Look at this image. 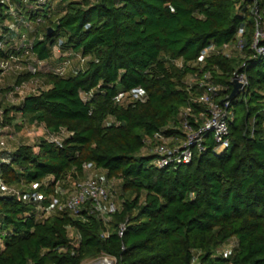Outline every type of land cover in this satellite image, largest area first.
Returning a JSON list of instances; mask_svg holds the SVG:
<instances>
[{
    "label": "trees",
    "instance_id": "obj_1",
    "mask_svg": "<svg viewBox=\"0 0 264 264\" xmlns=\"http://www.w3.org/2000/svg\"><path fill=\"white\" fill-rule=\"evenodd\" d=\"M21 1L13 0L17 23L33 24V56L56 66V47L77 66L62 77L41 71L17 77L15 84L36 77L43 87L18 105L2 96V127H15L21 114L45 132L66 135L60 145L40 139L0 150L7 184L29 192L32 183H43L40 201L0 197V264H82L99 256L115 264H264V57L251 49L252 0H50L41 8ZM257 3L264 21V0ZM6 10L0 2V30L12 20ZM14 37L0 39L8 45ZM238 39L240 52L194 65L204 48ZM12 55H21L16 44L0 50V60ZM237 71L248 88L230 97ZM205 72L222 87L216 102L228 96L231 108H241L227 120L229 147L217 152L207 133L205 151L193 149L188 163L155 166L149 149L155 137L184 139L182 110L191 108L194 127L201 123L194 120L206 109L193 103L200 91L187 79ZM135 88L143 101L115 103L119 92ZM88 163L118 181L116 212L108 220L95 217L87 202L78 215L47 214L51 196L86 179Z\"/></svg>",
    "mask_w": 264,
    "mask_h": 264
},
{
    "label": "built area",
    "instance_id": "obj_2",
    "mask_svg": "<svg viewBox=\"0 0 264 264\" xmlns=\"http://www.w3.org/2000/svg\"><path fill=\"white\" fill-rule=\"evenodd\" d=\"M1 3L7 5L6 14L10 15L11 19H7L2 28L7 29V33L4 30H0V38H6L10 32H15V37L10 40L9 44H16L21 51L20 56H10L0 60V94L2 93V83L9 76L20 77L23 74H34L36 72H43L44 74L50 73L58 77H62L68 71L71 62L70 58H66L63 62L56 66H49L44 61L37 60L31 53L32 41L28 38V32L32 31L33 24L30 21H25L22 25H18V20L21 19L20 12L17 6L13 3V0H0ZM50 0H35L34 4L36 8H41L47 5ZM253 6L251 8V15L255 23V34L252 40L251 49L254 52V57H264V21L261 20L259 15L257 0H252ZM22 4L27 3V0H22ZM40 20L37 19L36 23ZM242 35V30L238 32V36ZM7 42L0 39V50L6 52L8 48ZM242 41L238 39L234 44H224L221 47L210 45L199 53L194 65L202 67L206 59L211 56H224L230 57L233 50L240 52L242 50ZM55 53L59 54L58 48H54ZM68 55V54H67ZM70 55H68L69 57ZM80 64L85 62L84 58L77 57ZM180 65V64H179ZM236 79L242 85V91L246 92L248 88V80L244 73L233 72L230 81ZM188 85H194L197 90L200 91L199 96L193 99V103L202 105L206 109V113L200 114V117H196L194 122L201 123L197 127L191 124L190 119L195 117L190 107L182 110L180 122V130L185 135L184 139L177 141V139L171 138V142H177L174 145H170L169 141L165 139L157 140L154 146L153 154L156 156L154 165L157 167L167 166L169 164H181L188 163L193 156V149L198 152H204L205 146L203 144L204 138L207 133H211L214 142L217 145L216 151H221L229 147V129L228 119L230 120L233 113L230 112V100L226 96L221 104L216 102L219 91L222 89L221 85H215L211 82V75L209 72L194 73L187 79ZM11 89L4 93L3 97L6 104L18 105L27 95L38 94L42 87V83L38 78L31 77L29 80L22 81L20 84H14ZM125 100H144L142 96V90L135 88L130 92H119L115 97V103L121 104ZM3 116V111L0 109V117ZM21 116V114H20ZM2 121V120H1ZM43 127L41 124H37ZM0 133L4 132L9 134L8 137L12 138L14 129L11 125L2 127L0 124ZM21 126L27 128V122L21 117ZM44 131H46L44 129ZM45 139L49 140L57 145H60L62 139L66 133L64 130H60L57 133L51 134L44 132ZM0 150L10 152V148L0 135ZM85 172H92L95 170L94 166L90 163L83 165ZM43 186L42 182H34L30 185L29 192L23 191L20 187L7 184L0 174V197H13L19 200L26 201L32 199L34 201H40L42 199V193L39 191ZM109 192L115 194V180L108 181L103 180L100 177H86V179L73 184L72 191L60 190V196H51L50 208L46 210V213L51 211H67L72 215H78L85 203H90L89 214L95 217L108 220L112 214L116 212L117 205L114 201L110 200ZM125 231V224L121 223L117 228V234L119 237L123 236ZM105 233L101 237H104ZM101 264H115V259L107 256H103Z\"/></svg>",
    "mask_w": 264,
    "mask_h": 264
},
{
    "label": "rangeland",
    "instance_id": "obj_3",
    "mask_svg": "<svg viewBox=\"0 0 264 264\" xmlns=\"http://www.w3.org/2000/svg\"><path fill=\"white\" fill-rule=\"evenodd\" d=\"M53 4H54L53 7L55 8L56 2L53 3ZM53 12H55V11H53ZM65 58H70L71 62H72L71 64H74V66H77V63H75L74 60L71 57H68V55H65L64 57H60V55L57 52H56V65L61 64ZM16 79H17V77H15V76H10L9 78H6L5 82L2 83V86H1L2 89H4V87L6 89L12 87L15 84ZM3 95H4V93L2 92L0 94V102H2L1 99H2ZM240 109L241 108L239 106L235 105V106H233L230 109V112L234 113V111H236V112L239 113ZM14 121L17 122L16 123L17 125L15 127L12 126L14 128V131H15V134H13L12 138L8 137L9 134L8 135L6 133L4 134V132H1V134H0L1 136H3V138L6 140L7 144L10 147H11V145L14 146V144L18 140H21V138H26V136H28V135H31V137H30L31 139L38 138V136H39L38 140L45 139V136H44L45 134H41L42 131H43V133L45 132L44 128L42 126L39 127V125H37L36 122H31V123L27 122V126H26L27 128H24L23 126H21V118L16 117V119H14ZM0 128H1V126H0ZM28 133H30V134H28ZM27 138H29V136ZM36 141H37V139L33 140V141H29V143H27V142H25V143L33 145ZM149 149H150V152H153L154 147H152V145H151ZM145 151L146 150H144L143 153ZM220 151H221L220 149L217 150V152H220ZM87 173H88L87 174L88 177H91V176L95 177V173H93V172H87ZM101 178L103 180H105V181H108V180L112 179V178L107 177L106 174L102 175ZM115 189H116V193L113 194V193L109 192V197H110L111 201H114L116 203V205H118V204H120V201H121V193H120V190H119L120 189V185H119L117 180H115ZM102 260H103V256H99V257H96V258H87L84 262H82V264H101L100 262Z\"/></svg>",
    "mask_w": 264,
    "mask_h": 264
},
{
    "label": "crops",
    "instance_id": "obj_4",
    "mask_svg": "<svg viewBox=\"0 0 264 264\" xmlns=\"http://www.w3.org/2000/svg\"><path fill=\"white\" fill-rule=\"evenodd\" d=\"M54 61L56 62V53H55V50H54V58H53V62H54ZM71 69H73V68H71ZM9 77H10V76H9ZM9 77H8V78H9ZM14 116H15V115H14ZM16 117L21 118V116H20L19 114H17ZM16 123H17V122H16ZM22 130H23V129H22ZM28 134H30V133H28ZM41 134H44L43 131L41 132ZM28 136H29V138L31 137V135H28ZM28 136H26V138H21V140H18L16 143L14 142V143H15L14 146H15V145H18V144H20V143H22V144L25 143V142L29 143V141H33V140H36V139L38 140V139H39V136H38V138H34V139H31V138L29 139V138H27ZM44 136H45V135H44ZM166 141H169V143H171V140H170V139H166ZM11 143H12V142H11ZM14 146L11 145L12 148H15ZM92 172L95 173V177H100V178H101L102 175L105 174V172H104V171H101V170H93ZM87 174H88V173L86 172V173H85V176H86V177H88Z\"/></svg>",
    "mask_w": 264,
    "mask_h": 264
},
{
    "label": "water",
    "instance_id": "obj_5",
    "mask_svg": "<svg viewBox=\"0 0 264 264\" xmlns=\"http://www.w3.org/2000/svg\"><path fill=\"white\" fill-rule=\"evenodd\" d=\"M47 31H48L47 34L50 35L53 32V29L48 28ZM231 85H232V91L230 97H235L242 91V85L236 79L232 80Z\"/></svg>",
    "mask_w": 264,
    "mask_h": 264
}]
</instances>
